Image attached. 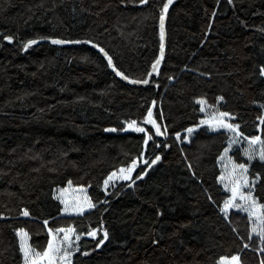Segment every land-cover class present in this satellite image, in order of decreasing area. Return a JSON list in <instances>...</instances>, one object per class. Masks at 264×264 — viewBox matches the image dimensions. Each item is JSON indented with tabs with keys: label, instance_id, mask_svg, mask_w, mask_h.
Wrapping results in <instances>:
<instances>
[{
	"label": "trees",
	"instance_id": "obj_1",
	"mask_svg": "<svg viewBox=\"0 0 264 264\" xmlns=\"http://www.w3.org/2000/svg\"><path fill=\"white\" fill-rule=\"evenodd\" d=\"M163 2L0 0V264H22L16 228L43 250L44 220L77 233L98 229L96 239L81 236L72 264H217L237 253L243 264L264 259L247 213L229 209L225 219L220 211L231 193L216 179L223 170L217 157L229 134L200 124L218 109L233 114L230 122L246 135L264 138L258 119L264 116V0H176L164 60L146 86L119 80L85 44L23 48L44 36L92 40L119 71L144 79L159 53ZM149 107L165 135L144 123ZM130 120L152 137L147 146L144 133L120 130ZM112 128L117 131H105ZM246 146L234 144L227 155L247 162ZM142 152L144 160L156 154L161 160L131 187L123 183L106 194L108 175ZM142 159L133 178L145 168ZM250 173H260L253 195L264 203V162L252 161ZM62 188H69L70 203L86 194L96 207L83 215L61 212ZM25 208L28 217L20 214ZM101 229L108 239L97 248Z\"/></svg>",
	"mask_w": 264,
	"mask_h": 264
},
{
	"label": "snow or ice",
	"instance_id": "obj_2",
	"mask_svg": "<svg viewBox=\"0 0 264 264\" xmlns=\"http://www.w3.org/2000/svg\"><path fill=\"white\" fill-rule=\"evenodd\" d=\"M139 4L145 5L148 3V0H138ZM231 4L232 0H228ZM173 3V0H164L159 14V38H160V55L152 63V71L147 73V76L150 77L152 72L156 71L160 61L164 56L165 49V18L168 13L169 6ZM3 39L12 42L13 36L5 35ZM43 40H49L53 45H65V44H91L92 47L97 48L104 57L107 59L108 66L112 68L115 74L122 79L128 81L131 84H148L149 79H131L125 73L119 71L112 60V57L109 55L105 49L99 44L95 43L92 40H70L63 38H55L44 36L40 37ZM37 43L36 39H28L23 44V48L26 50L31 45ZM259 75L264 77V65H261L259 68ZM223 97H217V100H222ZM200 107L201 112H205L206 101L203 98H200L196 101ZM155 101H153V104ZM215 109V106H211ZM264 107V105H261ZM163 118L162 115L160 117ZM233 114L227 111H220L215 109L210 114H206L205 118L200 121L201 125H207L209 129L219 130L223 129L229 135L227 136V146L223 148V151L217 157L218 162L223 163V170L216 177L217 181L223 185L224 189L230 192V196L223 201V207L220 211L224 214V218H229V209H237L239 211L247 213L250 222L253 223L252 231L256 232L259 236L260 242L264 243V203H259L257 198L253 195L254 187L257 181L261 179L260 173H255L254 175L250 173V163L256 159L260 162H264V138L262 135H246L243 131L240 130V125L235 122H230L233 120ZM260 124L264 125V116H259ZM144 123L151 125L152 129L155 130L156 136L165 135L167 129L162 127L157 123V120L153 118L152 108L147 109V115L144 117ZM127 128L131 129L138 133H144L143 142L147 146L149 140L152 137L148 134L144 127L137 125V121L130 120L127 122ZM123 131L124 129H120ZM105 131L115 132L117 129H105ZM187 133H192L193 128L189 127L186 129ZM177 139L180 138V133H176ZM185 140L188 139L187 136L184 137ZM241 142L246 143V147L242 149L243 155L247 157V162L237 163L233 160L231 156H228L230 149L234 144H240ZM158 146V145H157ZM167 147V145H165ZM143 152L140 157L137 159H132L131 162L124 167L118 169V171L111 172L108 177L103 181L105 188L109 185L110 181L122 180L130 181L128 184L129 187L135 183L136 180L142 179L143 176L147 173V169L151 168L152 165H155L158 161L161 160V155L156 154L154 158L149 160H143L145 168H143L135 178H133V172L137 167L138 159H142ZM191 167V166H189ZM69 187H71V181L68 182ZM82 188V186H81ZM69 191V188H62L60 190L61 195L57 197L60 200V203L64 205L60 209L61 212L76 213L83 215L86 209H92L96 207V204L92 202L88 195H84L83 198L73 197V201L70 203L69 200L65 197V193ZM211 200V196H209ZM107 203V201H103ZM20 214L24 217L30 216L29 211L25 209L20 210ZM44 226L47 228L48 232V241L46 247L43 250H36L32 247L28 241L30 238L29 232H27L23 227L14 229L16 236L19 239V252L22 255V264H72L71 257L73 256V251H79V246L74 244L72 237H75V241H79L82 235H87L93 239L97 238L98 229L90 228L86 233H77L76 229L71 225L66 227H49L48 220L43 221ZM103 235L98 239L96 247L99 248L104 242L108 239L107 230L101 229ZM63 233V236L58 234ZM155 242V241H154ZM244 247H249V244H244ZM261 252H264V248L260 249ZM87 255V252L82 253ZM217 264H243L240 254H233L230 257L221 256L217 261ZM260 264H264V259L260 260Z\"/></svg>",
	"mask_w": 264,
	"mask_h": 264
},
{
	"label": "water",
	"instance_id": "obj_3",
	"mask_svg": "<svg viewBox=\"0 0 264 264\" xmlns=\"http://www.w3.org/2000/svg\"><path fill=\"white\" fill-rule=\"evenodd\" d=\"M175 1L176 0H173V3L169 6V10L171 9V7L173 6V4L175 3ZM169 10H168V13H169ZM168 13L166 14V18H165V48H166V38H167V34H166V21H167V16H168ZM42 42H50L49 40H43V41H37V43L36 44H39V43H42ZM82 44H85V43H80V44H65V45H61V46H79V45H82ZM85 45H87V46H89V47H91L92 49H94V50H96L97 52H99V50L97 49V48H94V47H92V45L91 44H85ZM103 57H104V55L101 53V52H99ZM160 55V48H159V53H158V56ZM157 56V57H158ZM164 57H165V49H164V56H163V59L160 61V64L163 62V60H164ZM105 58V57H104ZM105 60L107 61V59L105 58ZM108 63V62H107ZM159 64V65H160ZM159 65H158V67H159ZM109 69L111 70V72L119 79V80H121V81H123L124 83H126V84H128V85H131V86H146L145 84H131V83H129L128 81H126V80H124V79H122L121 77H119V76H117L116 74H115V72L112 70V68H110L109 67ZM150 71H152V68H151V70ZM156 73V71H154V72H152V75L150 76V77H146L147 79H150L154 74ZM137 167H138V164H137ZM136 167V168H137Z\"/></svg>",
	"mask_w": 264,
	"mask_h": 264
},
{
	"label": "rangeland",
	"instance_id": "obj_4",
	"mask_svg": "<svg viewBox=\"0 0 264 264\" xmlns=\"http://www.w3.org/2000/svg\"><path fill=\"white\" fill-rule=\"evenodd\" d=\"M138 125V124H137ZM138 126H140V125H138ZM140 127H142V126H140ZM112 132V131H111ZM123 132H135V131H133V130H131V129H128L127 128V124L125 125V128H124V130H123ZM135 133H138V132H135ZM143 160L144 159H142V162H143ZM138 163V162H137ZM142 164V163H141ZM144 164V163H143ZM138 165H140V164H138ZM116 171H118V170H116ZM135 172V171H134ZM134 172H133V174H134ZM132 174V175H133ZM130 181H122V180H114V181H110L109 182V185L107 186V188H105V186H104V183H103V187H102V189H103V191L106 193V194H108L112 189H114V188H116V187H118L119 185H121V184H123V183H129ZM48 233V232H47ZM59 236H63V233H60V234H58ZM90 238H92V237H90ZM17 239H18V237H17ZM72 239H73V241H74V244L75 245H78V241H75V237L73 236L72 237ZM93 239V238H92ZM18 242H19V239H18ZM28 243H29V241H28ZM76 251H73V255H74V253H75ZM73 257V256H72ZM72 257H71V259H72Z\"/></svg>",
	"mask_w": 264,
	"mask_h": 264
}]
</instances>
